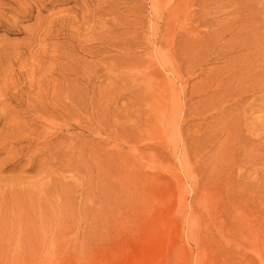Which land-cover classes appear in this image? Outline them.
Here are the masks:
<instances>
[{
  "label": "rangeland",
  "instance_id": "374dc122",
  "mask_svg": "<svg viewBox=\"0 0 264 264\" xmlns=\"http://www.w3.org/2000/svg\"><path fill=\"white\" fill-rule=\"evenodd\" d=\"M213 1L0 0V264H264V130L205 136Z\"/></svg>",
  "mask_w": 264,
  "mask_h": 264
},
{
  "label": "bare ground",
  "instance_id": "6f19581e",
  "mask_svg": "<svg viewBox=\"0 0 264 264\" xmlns=\"http://www.w3.org/2000/svg\"><path fill=\"white\" fill-rule=\"evenodd\" d=\"M257 1L214 0L212 2L211 9H214L219 15L217 14V17L210 22L212 34L209 39L212 40L214 45H217L216 49L218 48V51L221 50L222 54H229L233 50L239 49L240 54L237 58H241L240 63H235L232 66L233 71L229 77L231 91L228 96L234 101L222 108L220 120L216 122H219L217 127H215L216 123H210L209 121L205 122L206 125L204 127L205 136L218 138L225 149L248 148L250 145L247 140H250V137L259 136L260 129L263 128L264 130V121H258L261 118L252 116L253 113L264 110V32L262 34L258 30L259 23L256 20L257 9L255 6ZM196 37L199 43L200 34L198 28L196 29ZM102 44L104 43L102 42ZM65 109V107L64 109L62 108L59 113L54 112V115L65 114ZM74 110L71 109L65 116L72 115ZM76 112L79 114L80 109L77 108ZM197 128L200 133L203 127L198 126ZM260 135L263 136V134ZM199 138H201L200 134ZM109 139H112V134ZM259 146L260 144L255 148L258 149ZM112 148L113 146H110L111 150ZM111 159L110 154V160H107L109 175L112 172ZM100 161L102 163L104 159L100 157Z\"/></svg>",
  "mask_w": 264,
  "mask_h": 264
}]
</instances>
